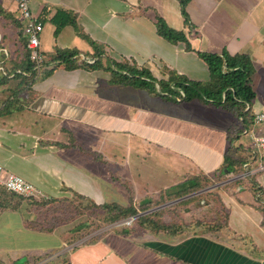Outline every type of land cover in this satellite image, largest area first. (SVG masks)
<instances>
[{"label":"crops","instance_id":"1","mask_svg":"<svg viewBox=\"0 0 264 264\" xmlns=\"http://www.w3.org/2000/svg\"><path fill=\"white\" fill-rule=\"evenodd\" d=\"M0 4L19 16L16 0H0ZM59 6L76 13L79 26L92 38L110 47L109 52L103 53L104 57L110 54L111 58L118 61H122L123 57L137 58L139 66H148L153 73L149 63L158 66L163 63L170 70L184 74L192 80L209 82L210 69L198 51L221 53L226 49L233 55L249 54L255 67L251 78L255 97L248 106L252 113L264 109V0H190L187 5L189 21L182 14L180 0H31L33 12L44 20L41 43L46 57H52L56 52L55 47L58 46L69 49L76 47L80 54H85L90 59L97 55L76 34L73 25L65 26L58 37L54 36L56 25L51 18ZM159 16L174 29L183 30L192 49H188L184 41L171 42L160 36L156 28ZM11 26L9 24L7 30L9 34L13 30ZM13 35L8 40L9 48L0 46L2 58L3 53L8 56ZM74 43L81 47L73 45ZM152 58L154 61H151ZM102 61L104 67L108 66L106 60ZM43 68H39L38 78L36 76L26 90L16 93L14 108L0 115V123L3 124L0 131L9 135L18 134L17 139L23 149V163H41L42 167L57 170L54 173L60 178L59 184L66 191L52 198L66 196L69 193L68 188L89 196L80 188L87 174L102 180L104 187L106 185L109 188H105L107 191H112L113 188L117 191V181L108 179L109 160L106 158V164L102 165L100 154L107 153L116 159V154L125 148L134 149L136 146L138 150H145L144 157L148 155L150 162L151 156H157L159 163L156 161L152 167L157 165L159 170L150 179L158 181L156 175L162 172V183L170 184L167 187L190 176L213 174L222 167L224 156L232 148H239L240 154L241 151L245 153V148L241 145L244 138L238 135L231 139L237 133L235 131L239 119L235 112L227 108L195 99L186 103L209 104L211 109L223 112H214L211 116L196 114V118L191 119L188 117L190 111L184 112L180 106V110L174 108L173 113H166L157 106L149 109L135 105L143 110L137 112L134 107H130L132 105L129 101L119 102L107 96H94V90L86 91L81 86L79 77L73 82L69 81L71 77L66 79L62 76L64 72H60L58 77L55 74L57 69L44 76L50 79L47 81L49 84L38 89L37 82L42 75L40 72H44ZM62 68L68 69L65 66ZM89 71L90 75H94L97 84L110 87L115 85L111 81L110 70L89 68ZM154 75L158 78L168 77L167 73L162 76ZM20 81L16 79L15 85ZM20 95H23L24 101L17 98ZM151 96L153 99H161ZM3 105L0 100V109ZM8 123H14V127H10ZM65 132L69 135L68 138L54 137H63ZM124 134L127 135L125 138L121 136ZM124 140L129 146H125ZM46 157L49 158L48 162H42ZM233 180V177L226 178L228 182ZM255 180L257 186L263 190L261 198L257 195L259 198L256 199V194L252 191L248 194L241 192L242 194L236 195L237 197L234 195L233 199L228 200L227 204L230 224L232 225L234 209V213L244 218L242 229L247 234L232 229L233 232L242 237L247 236L259 246L255 244L250 249H245L230 243L229 258L226 260L225 256L222 263L226 260V264H264V185L257 178ZM251 186L253 187L252 183ZM247 225L249 228H246ZM194 236L219 240L218 237L208 235ZM100 237L102 239L90 245L93 250L87 264H192L170 257L162 251H155L130 235L107 233ZM185 239L177 243H182ZM63 241H68V235ZM201 243L198 242L199 247ZM209 246L206 243L202 247L206 249ZM209 251L210 248L207 249Z\"/></svg>","mask_w":264,"mask_h":264},{"label":"rangeland","instance_id":"2","mask_svg":"<svg viewBox=\"0 0 264 264\" xmlns=\"http://www.w3.org/2000/svg\"><path fill=\"white\" fill-rule=\"evenodd\" d=\"M58 8H63V6H59ZM0 27L2 26L0 25ZM74 29L76 34L84 39L92 50L94 49V52L96 50L102 51V53L110 51L108 49L110 47L92 38L82 27L79 26V31L76 28ZM55 31L54 36L58 37L62 30L58 35L55 34ZM3 34V29H0V40L1 37L4 39ZM73 45L81 47L79 44L74 43ZM0 46H2L1 41ZM3 46L9 48V45ZM58 48L68 50L78 49L76 47L69 49L56 46L55 50ZM19 49L18 47L15 54L19 53ZM17 57L19 58L20 55ZM76 57V63H82L83 60L90 62V59L85 54L78 53ZM101 58L109 63L111 55L109 54V56ZM134 59L123 57V60L140 65L137 63L138 59ZM46 60V64L50 67L51 64L48 62H50L51 57L47 56ZM151 61H154L153 58ZM204 65L206 66V64ZM11 66L9 64L10 68ZM149 66H151L157 76H162L163 73L166 75V73L168 74L171 71L163 63L162 66L159 64L160 67L155 63H149ZM62 67L60 66L56 68V71L54 70L57 76L60 72H64L62 76L64 75L66 79L71 77V80L69 79L70 82L77 80L76 78L79 77L82 82L81 86L85 87L86 91L93 92L94 90V96H107L119 102L129 101L132 105L130 107H134L137 112L143 110L137 108L135 105L141 108L149 107V109L150 107L157 106L159 110L166 113H173L174 108L180 110L181 107L184 112L186 110L190 111L188 117L191 119L196 118V114L211 116L214 112L218 114H220L219 111L223 112V110L211 109L209 104L199 103L195 105L194 103L188 104L185 102L186 104L178 105L165 102L162 99H153L147 90L135 89L131 86H118L115 84L110 87L105 84L99 85L94 80V75H90L91 71H89V68L85 66L70 70ZM6 70L9 71L8 69ZM44 76L48 75L42 72V75L38 79L39 82H37L38 89L49 84L47 81L50 79ZM0 89L2 90L1 99L3 100L8 95H15L17 93V90L15 92L14 80L1 85ZM22 96L20 95L17 98H22ZM144 97H150L153 100L144 99ZM2 125L0 123V126ZM8 125L14 127V123H8ZM260 127L261 125L257 126L255 130L258 131ZM14 129L18 130L16 127ZM261 131L264 132V128ZM97 132L100 133L101 131ZM17 136L18 134L11 133L9 135L0 131V163L4 167V173L21 174L41 191L43 197L59 196L62 192L66 191L64 186L59 184L61 182L60 178L58 179V176L54 173L57 172L56 169L53 168L52 171V168L42 167L41 163L35 165L23 163L21 159L23 149ZM62 136L54 137L58 139L69 137L66 132ZM121 136L125 138L127 135ZM243 137L244 135L241 136V138ZM124 142L125 146H129L125 140ZM133 144H136V142ZM145 153V150H138L135 146L134 149L132 147L125 148L123 151L118 152L116 159L107 153L100 154L102 165L106 164V158L109 160L108 179L117 181V185H115L117 191L114 188L112 191H107L106 189L109 188L106 185L104 187L102 180L93 178L89 174H87V178L80 184L82 191L88 193V197L97 204L108 202L118 203L125 207L133 205L138 210V214L135 215L117 219V217H112L114 215L112 214L110 216L111 219H104L105 213L103 209H98L91 202L81 201L75 197L73 199H75V203L79 207L76 210H70L71 206L61 202L42 206L34 204L32 201H28L20 196H11L10 205H17L18 208L6 209L0 212V264H15L18 261V264H72V257L73 264H87L90 261L89 254L93 250L90 247L91 244L102 239L100 236L103 234L117 233L123 235L124 229L130 230L129 233L124 235L132 236L133 239L147 244L148 247L155 248V251H162L170 257L184 262L188 261L192 264H225L222 262L225 256L226 260L229 258L228 244L230 243H234L245 249H250L255 244L259 246L258 243H254L247 236L242 237L233 232L232 229L247 234L245 233L247 231L242 229L244 218L240 214L234 213L233 208V210L231 209L233 211L232 225L230 224L229 206L227 203L228 200L233 199L234 195L248 194L249 191L253 192L251 183L253 181L256 182L255 178L264 185V155L258 156L254 164L248 167V170L240 166L232 182L226 181V174L201 175V186L198 189L182 197H168L162 194L164 190L169 188L167 185H170L162 183L164 181L162 172H160V175H156L158 181L150 179V177H155V173L159 170L156 168L157 165L152 167L156 161L158 162V157L152 158L151 156L150 162L148 155L144 157ZM152 153L154 155L153 151ZM48 160L49 158L46 157L42 162L46 163ZM262 194L263 192L259 193L258 196L261 198ZM258 196L255 195L254 197L257 199L259 198ZM235 210H237L236 207ZM139 217H147L145 225L142 226ZM85 221L89 222L90 225H83ZM33 222L44 228L54 227L55 229L53 232L40 231L31 226ZM156 224L160 228L171 226L172 229L169 232H155L152 230V227L154 228ZM74 228H80V230L73 231L72 229ZM246 228H249V225ZM82 229L83 232L81 233ZM67 235L68 241L64 243L63 238ZM194 235H208L218 237L219 240H211V242L205 239L204 242L210 245L208 248L211 249V251L207 252L208 248L202 247L206 243L202 242L200 248L196 244L199 241L187 238ZM250 235L252 234L250 233ZM254 236L258 240V236L255 233ZM246 237L247 240H245ZM182 239H185L184 244H180L181 242L177 243ZM166 242H168V246L163 245ZM170 246L172 247L170 248ZM216 247H219L220 250L215 251ZM223 249L225 250L223 251Z\"/></svg>","mask_w":264,"mask_h":264},{"label":"trees","instance_id":"3","mask_svg":"<svg viewBox=\"0 0 264 264\" xmlns=\"http://www.w3.org/2000/svg\"><path fill=\"white\" fill-rule=\"evenodd\" d=\"M190 0H180L182 7V14L186 21H189V15L187 12V5ZM18 11V10H17ZM19 12V11H18ZM40 20L44 22L43 17L39 16ZM51 21L56 25L55 34L58 35L60 31L67 25H73L76 30L79 29V24L77 23L76 13L71 11L58 8L55 14L52 16ZM9 24L12 26V31L9 34L7 32ZM0 29H3L4 34L1 39L2 46L8 45V40L13 35L12 42L10 43V50L7 53H3L0 56V86L5 85L16 79L21 80L20 83L15 85V92H21L26 90L28 86L31 85L32 81L35 80L36 76L38 78L37 64L30 59L28 51V41L26 36L22 32V23L19 20V16L15 15L14 12L5 9L0 4ZM157 31L158 34L171 42L184 41L187 44L188 49H192L191 44L187 38L186 33L183 30H177L171 27L166 20L159 16L157 21ZM10 41V40H9ZM19 49L18 58L15 51ZM78 50L72 49H61L58 48L55 54L51 57L50 62H54L50 67L46 65L43 70L45 75L51 74L56 68L60 66H65L68 69L85 66L90 69L106 68L111 71V81L114 84L127 85L137 89L147 90L151 95H155L163 100L173 102V103H183L189 102L195 99H199L204 103H213L214 105L221 107L223 109H229L237 115L238 119L243 117V121L237 120L236 125V138L243 131L244 128L251 126L254 122V114L251 112L250 108L246 109L248 104H250L254 97L255 92L251 85V78L254 73L255 67L253 65L251 56L247 53L231 54L228 50H223L221 53H213L206 51H198V54L204 59L208 64L210 69L211 81L201 82L192 80L184 74H180L176 71H169L168 77L158 78L154 75L152 70L147 66H139L136 63H130L128 60L117 61L110 58L108 66L104 67V63L101 57L103 56L102 51L96 50V57L93 62H87L83 60L82 63H76ZM17 55V56H16ZM2 59L4 61H2ZM11 64V68L9 67ZM8 69L9 71H7ZM6 70V71H5ZM42 70V71H43ZM27 73H31L27 75ZM42 72H40V75ZM11 79V80H10ZM13 79V80H12ZM2 90L0 89V100L4 104L0 109V115L10 112L14 108L15 95H8L4 100L1 99ZM233 136V135H231ZM249 160V156L246 153L240 154L239 148L230 149L224 156L223 165L219 170H216L213 174H226L227 178L236 177L237 169ZM253 184V192L258 195L263 192L262 188L257 186L255 181ZM201 186V175L190 176L187 179L179 182L175 185L170 186L168 189L164 190L162 193L165 196L171 197H182L185 194L198 189ZM69 193L62 198H52V197H33L24 196L17 193L9 192L4 189H0V212L6 209H17V205H10V198L13 195L25 198L28 201H32L37 205H49L52 203H65L70 207V210L78 209L79 205L75 203V198H79L81 201L91 202L92 205L96 206L98 209L104 210V219H111L112 217H117V219L138 214L136 207L131 206H121L118 203H104L97 204L92 201L88 196L78 193L77 191L68 188ZM85 203V202H84ZM139 220L143 225L146 224L147 217H139ZM117 221V220H116ZM83 225H90L89 222L85 221ZM31 226L44 232H53L54 227L44 228L39 224L31 223ZM171 226H163L160 228L157 224L153 228V231L158 232H169L171 231ZM73 231L80 230V228H74ZM177 230V229H176ZM85 231V230H84ZM88 231V230H87ZM209 231V230H208ZM81 233L83 232L80 231ZM129 229H124L122 234L129 233ZM174 233H176L174 231ZM195 241L204 242L206 238L202 237H191ZM189 238V239H191ZM208 239V238H207ZM211 241L210 239H208ZM212 242V241H211ZM184 242L180 244H184ZM206 243V242H204ZM179 244V245H180ZM199 247L198 242L196 243ZM202 244V243H201ZM146 245V244H145ZM168 246V244H164ZM155 249V248H154ZM219 251L220 248H216ZM224 250V249H223ZM194 253V252H193ZM168 255V254H167ZM180 259V258H179ZM19 262V261H18ZM15 262V264H18ZM188 262V261H186ZM226 264V260H225Z\"/></svg>","mask_w":264,"mask_h":264},{"label":"built area","instance_id":"4","mask_svg":"<svg viewBox=\"0 0 264 264\" xmlns=\"http://www.w3.org/2000/svg\"><path fill=\"white\" fill-rule=\"evenodd\" d=\"M19 11V20L22 23V32L28 41V51L30 59L37 64V68L45 67L47 64L46 55L42 50V33L44 24L39 16L33 12L31 8V0H16ZM94 59H90V62ZM54 63V62H50ZM1 68V67H0ZM246 109H249L247 106ZM254 122L251 126L246 127L240 133V137L244 135V141L241 145L245 148V153L249 156L243 167L248 170L257 160L258 156L264 155V132L261 131L264 127V109L254 112ZM243 121V117L239 118ZM261 127L257 130V126ZM0 189L9 192L17 193L24 196H33L36 198L42 197L41 191L30 181L19 174L4 173V167L0 163Z\"/></svg>","mask_w":264,"mask_h":264}]
</instances>
